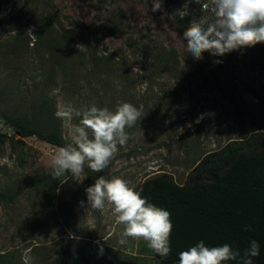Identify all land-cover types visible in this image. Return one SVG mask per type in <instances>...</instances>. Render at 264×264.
I'll return each mask as SVG.
<instances>
[{"label": "rangeland", "instance_id": "1", "mask_svg": "<svg viewBox=\"0 0 264 264\" xmlns=\"http://www.w3.org/2000/svg\"><path fill=\"white\" fill-rule=\"evenodd\" d=\"M26 2L50 14L55 25L91 41L92 27L114 26V33L98 34L96 55L103 62L110 58L128 76L86 77V66L75 71L65 58L66 75L57 73L44 86L41 76L48 68V54L38 44L36 27L27 24L28 16L24 19ZM185 3L162 0V10L153 13L151 0H0V52L11 44L16 53L15 62L0 60V113L13 92L38 93L44 88L56 106L63 101L78 110L95 105L115 111L119 103L130 102L143 114L135 126L126 128L127 144L118 146L102 172H92L86 164L82 182L70 174L47 194L26 193L15 204L0 202V264H23L28 250L34 264H75L82 256L90 264H158L142 239L118 243L123 225L115 223L109 208L86 206L85 189L101 175L122 177L138 192L146 179L158 174H169L183 185L205 155L264 130V43L223 56L243 102L244 111L236 115L209 72V67H220L216 61L222 57L205 52L196 60L186 50L183 31L205 13L191 3L189 15L181 19L176 11ZM9 24L17 31L7 32ZM14 68L22 74L10 76ZM71 123L78 124L79 118ZM62 129L71 143L63 121ZM0 132L11 137L0 146V192L23 174L36 177L51 171L49 160L57 147L35 137L21 141L1 122Z\"/></svg>", "mask_w": 264, "mask_h": 264}, {"label": "trees", "instance_id": "2", "mask_svg": "<svg viewBox=\"0 0 264 264\" xmlns=\"http://www.w3.org/2000/svg\"><path fill=\"white\" fill-rule=\"evenodd\" d=\"M23 9L27 12L24 19L28 16L27 24L36 27L38 44L48 54L44 56L48 68L41 76L44 86L53 75H66L65 58H70L75 71L86 66L83 69L86 77L102 79L111 73L120 78L128 76L125 68L112 64L110 58L103 62L96 55L98 34L103 31L114 33V26L92 27L94 41H91L82 33L55 25L50 20V14H42L37 8L29 6L28 2L24 3ZM9 26L7 32L17 31L11 24ZM13 47L11 44L5 46V50L0 52V60L15 62ZM209 72L222 97L240 116L244 111L243 102L237 93L235 75L228 59L222 56L220 67H209ZM18 73L22 74L19 69H11L10 76ZM9 103L1 110L0 122L12 127L19 140L35 137L57 148L67 146L62 121L54 115L56 103L44 88L38 93L15 91ZM10 138L0 132V146H4ZM51 172L36 177L23 174L21 179L0 192V202L15 204L26 193L44 191L47 194L48 190L57 187L70 175L53 179ZM140 194L171 213L173 228L169 255H157L145 242L158 264H179V253L200 241L207 247L229 244L242 257L252 240L257 241L260 248L259 256L252 258L253 264H264V130L252 131L249 137L205 155L194 165L185 184H178L169 174H158L145 180ZM248 226L250 230L245 231ZM75 264L90 262L86 256H82ZM225 264H242V261L238 258Z\"/></svg>", "mask_w": 264, "mask_h": 264}, {"label": "clouds", "instance_id": "3", "mask_svg": "<svg viewBox=\"0 0 264 264\" xmlns=\"http://www.w3.org/2000/svg\"><path fill=\"white\" fill-rule=\"evenodd\" d=\"M151 2L153 13L162 10V0ZM191 3L200 5L205 13L198 20L193 19L181 36L187 52L194 59H203L205 52L222 57L264 43V0H186L183 9L176 11L181 19L189 15ZM28 33L32 34L31 30ZM54 115L65 122L71 143L59 147L50 157L52 178L71 174L80 182L83 181L81 177L86 164L96 173L108 167L119 147L125 146L130 138L126 128H132L143 117L142 112L130 102H121L115 111H110L107 107L95 105L78 110L70 103L58 101ZM74 118H79L78 124L71 123ZM4 162L12 166L7 158ZM85 191L86 206L93 210L109 208L115 223L123 225L119 244H126L128 238L142 239L157 255H169L173 228L169 211L149 202L119 176L108 179L101 175ZM80 203L84 206L83 201ZM248 230L250 226L245 227V231ZM29 253L30 250L22 256L23 264H34L35 258ZM259 254V244L255 240L251 241L242 257L229 244L207 247L200 241L179 253V264H225L238 258L242 264H253L252 258Z\"/></svg>", "mask_w": 264, "mask_h": 264}]
</instances>
